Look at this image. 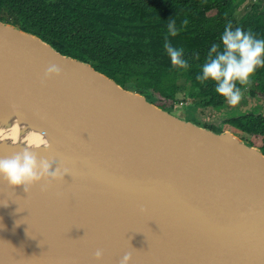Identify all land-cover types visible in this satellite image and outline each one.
Here are the masks:
<instances>
[{"label": "water", "instance_id": "water-1", "mask_svg": "<svg viewBox=\"0 0 264 264\" xmlns=\"http://www.w3.org/2000/svg\"><path fill=\"white\" fill-rule=\"evenodd\" d=\"M175 110L0 21V158L69 171L0 179V264H264V154Z\"/></svg>", "mask_w": 264, "mask_h": 264}, {"label": "trees", "instance_id": "trees-1", "mask_svg": "<svg viewBox=\"0 0 264 264\" xmlns=\"http://www.w3.org/2000/svg\"><path fill=\"white\" fill-rule=\"evenodd\" d=\"M246 1L0 0V21L37 36L62 55L89 63L159 108L172 110L186 100L206 108L219 106L225 98L216 93L215 81L200 83L196 77L210 54L215 55L212 46L222 44L225 27L264 39V0ZM173 22L174 36L168 31ZM166 41L183 49L188 70L172 65ZM263 72L264 67L255 71ZM261 121L242 117L226 124L255 135Z\"/></svg>", "mask_w": 264, "mask_h": 264}, {"label": "clouds", "instance_id": "clouds-1", "mask_svg": "<svg viewBox=\"0 0 264 264\" xmlns=\"http://www.w3.org/2000/svg\"><path fill=\"white\" fill-rule=\"evenodd\" d=\"M168 31L170 35H176L174 22L168 25ZM220 39L222 44L212 46L211 53L215 55L210 54L196 79L200 83L215 81L216 93L235 106L242 99L237 82L241 85L250 83V77L257 67H264V39H257L252 33L239 27L233 30L231 25L225 27ZM164 47L174 67L188 70L190 65L183 58L182 48L173 47L168 41ZM60 75L61 69L57 65H50L44 73V80ZM67 174L69 171L63 161L58 163L55 159L42 157L37 151L27 147L0 158V179L11 187L22 186L25 193L36 184H41V190L46 191L54 182L64 181ZM102 258V250H97L94 259L99 261ZM131 258V253H126L119 264H129Z\"/></svg>", "mask_w": 264, "mask_h": 264}, {"label": "flooded vegetation", "instance_id": "flooded-vegetation-1", "mask_svg": "<svg viewBox=\"0 0 264 264\" xmlns=\"http://www.w3.org/2000/svg\"><path fill=\"white\" fill-rule=\"evenodd\" d=\"M237 87L241 88L242 99L240 102L233 106L229 104L226 99L222 100L219 106L217 107H206L202 109H212V110H222L225 106L231 107L233 110H230V113H224V118L221 119V125L210 124L208 121L205 123L200 121V112L198 106L191 104H176L173 108H176V111H181L185 107H191L190 116L191 120L207 129H214L216 132H230L238 139L246 141L250 143L252 146L260 149L263 153L264 150V72L261 75L254 73L250 77V83L246 85H241L237 82ZM178 105V106H177ZM262 105V106H259ZM262 107V110L261 108ZM236 109H241L237 111ZM242 117H253L255 119H259L261 121L262 128H260L259 132L255 135L247 134L236 127H232L226 124V121L230 119H237ZM264 154V153H263Z\"/></svg>", "mask_w": 264, "mask_h": 264}, {"label": "rangeland", "instance_id": "rangeland-1", "mask_svg": "<svg viewBox=\"0 0 264 264\" xmlns=\"http://www.w3.org/2000/svg\"><path fill=\"white\" fill-rule=\"evenodd\" d=\"M256 0H247L245 5L249 4V3H252V2H255ZM258 1V0H257ZM240 13V16L244 13V10H240L239 11ZM180 104L184 105V104H191V105H195V106H198V109H199V112H200V121L205 123V121L210 124H217V125H221V119L224 118V113H230V110H233V108L231 107H224L222 110H212V109H202L203 105H199L197 103V101H192V100H186L185 102H181ZM178 106V105H177ZM259 106H262V105H259ZM261 110H262V107H260ZM190 110H191V107H185L183 108L181 111H172L173 114L177 115V116H180L184 119H187V120H191V114H190ZM237 111H240L241 109H236ZM192 121V120H191Z\"/></svg>", "mask_w": 264, "mask_h": 264}]
</instances>
